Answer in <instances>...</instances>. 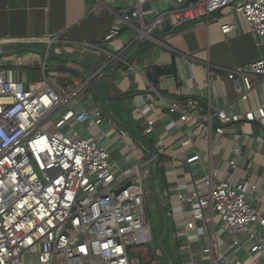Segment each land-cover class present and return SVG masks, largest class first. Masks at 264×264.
I'll list each match as a JSON object with an SVG mask.
<instances>
[{
    "label": "built area",
    "instance_id": "2783aa9c",
    "mask_svg": "<svg viewBox=\"0 0 264 264\" xmlns=\"http://www.w3.org/2000/svg\"><path fill=\"white\" fill-rule=\"evenodd\" d=\"M150 1L157 0H135V9L121 11L120 19L130 23ZM171 1V8L144 27L139 39L161 27L167 18L178 26L207 20L232 7L249 32L261 40L258 44L264 41V0ZM235 27L223 23L221 31L229 35ZM120 33L119 26L111 28L105 41ZM52 39L42 36L34 41L50 43ZM10 41L0 37V45ZM108 65L76 84L53 85L45 76L31 88L20 79L21 66L0 65V264H160L162 251L155 244L145 184L164 147L157 145L150 159L118 176L106 133L82 136L73 129L79 123L99 128L110 124L92 98L88 105L82 104L84 93ZM238 76L244 82L240 97L248 100L252 78L260 76L264 81V56L228 75L235 83ZM169 108L179 112L187 125L179 139L183 149L194 146V137L201 132L207 140L215 133L216 142L223 146L225 126L229 125L257 123L264 130V102L243 112L227 113L188 97L183 103L171 102ZM153 131V124L145 130L146 134ZM118 135L123 141L127 138L125 131ZM241 153L240 148L235 150L231 169L237 167ZM176 159L189 166L202 161L198 152ZM221 173L219 168L204 170L205 190L196 184L191 191L178 192L182 208L191 216L183 232L189 241L188 233L197 221L212 226L218 223L229 241L223 243L229 250L237 249L226 255L213 233L203 249L211 264H264V213L250 200L252 195L264 193V184L252 180L251 174L233 182L229 174L222 179ZM238 234L246 235L249 242L245 259L236 255L243 245ZM190 257L191 264H200Z\"/></svg>",
    "mask_w": 264,
    "mask_h": 264
},
{
    "label": "crops",
    "instance_id": "0c3cea01",
    "mask_svg": "<svg viewBox=\"0 0 264 264\" xmlns=\"http://www.w3.org/2000/svg\"><path fill=\"white\" fill-rule=\"evenodd\" d=\"M135 0H0V37L10 42L0 45V65L21 66L29 71L34 80L25 81L28 88L45 76L53 85L76 84L109 64L99 78L92 81L84 93L82 104L90 98L101 107L110 124L87 127L75 124L73 129L82 136L106 133L111 162L121 176L139 162L150 159L157 145L164 147L153 176L146 182L148 214L158 220L159 240L183 261L171 259L169 264H211L203 254L206 240L214 233L221 240L222 251L229 255L237 247L228 249L229 242L220 224L212 226L197 221L189 231L191 240L184 234L185 221L190 212L182 208L178 192L191 191L202 184L203 171L219 168L221 178L233 182L251 174L252 180L264 184V130L257 123L225 126L223 146L213 133L207 140L202 134L194 137V146L181 148L179 139L186 130L179 112H170L173 101L183 103L188 97H197L205 105L222 108L227 113L243 112L264 102V81L253 77L254 85L249 99L240 97L243 79L238 83L229 79L230 73L242 70L251 62L264 56V41L255 38L241 17L232 7L218 11L207 20L175 25L167 18L161 27L139 39L140 32L150 25L159 13L171 8V0L150 1L144 4L141 16L123 22L121 11L131 13ZM233 23L235 29L225 35L221 24ZM119 26L118 37L105 41L111 28ZM54 37L50 43L34 41V38ZM32 49L35 53L23 49ZM23 50L19 53H13ZM45 52V53H42ZM11 54V55H10ZM154 67H169L170 73L160 76L156 82L148 73ZM105 95H103L102 93ZM106 96V97H104ZM151 124L154 131L146 134ZM119 131L127 133L123 141ZM242 153L236 158L237 167L230 168L235 150ZM201 155V162L191 166L176 159ZM155 169V168H154ZM258 197L260 201L256 199ZM250 200L264 213V193L252 195ZM166 234L163 242L161 240ZM237 256L247 258L249 245L244 234ZM188 246L187 250H183ZM198 253L201 260H196Z\"/></svg>",
    "mask_w": 264,
    "mask_h": 264
},
{
    "label": "rangeland",
    "instance_id": "374dc122",
    "mask_svg": "<svg viewBox=\"0 0 264 264\" xmlns=\"http://www.w3.org/2000/svg\"><path fill=\"white\" fill-rule=\"evenodd\" d=\"M20 79L25 82V81H29V80H34L36 78H32V76L30 75L28 70L21 69ZM150 220H151L152 232H153V235H154V238H155L156 247L158 249H161V251H162V256L160 257V264H169V261L171 259H176L178 261L180 260V262H182L183 258L175 257L173 252L169 250V242H168V240H166L164 242V246L160 244V240H159L160 228L158 226V220L154 217V215H152L150 217ZM147 247H148V251H150V249L152 248L150 242L147 244ZM147 247L143 248V253L146 252V248ZM195 257H196V260H201V257H200V255L198 253H195ZM205 264H208L207 261H206Z\"/></svg>",
    "mask_w": 264,
    "mask_h": 264
},
{
    "label": "trees",
    "instance_id": "16d2710c",
    "mask_svg": "<svg viewBox=\"0 0 264 264\" xmlns=\"http://www.w3.org/2000/svg\"><path fill=\"white\" fill-rule=\"evenodd\" d=\"M172 71L169 67H154L149 71L148 77L151 81L156 82L160 76L166 75Z\"/></svg>",
    "mask_w": 264,
    "mask_h": 264
},
{
    "label": "water",
    "instance_id": "95a60500",
    "mask_svg": "<svg viewBox=\"0 0 264 264\" xmlns=\"http://www.w3.org/2000/svg\"><path fill=\"white\" fill-rule=\"evenodd\" d=\"M23 50H27V51H31V52H35V53H41V52H38V51H36V50H32V49H28V48L23 49ZM23 50H17L16 52H15V51H14V52H11V54H13V53H19V52H21V51H23ZM42 53H45V52H42ZM11 54H10V55H11ZM4 55H8V54H0V57H1V56H4ZM93 72H96V70H93ZM98 80H99L100 84L103 85L102 78L99 77ZM102 93H103V90H102ZM103 95H105V94L103 93ZM104 97H106V96H104ZM165 236H166V234L163 236V238H162V240H161V243L163 242Z\"/></svg>",
    "mask_w": 264,
    "mask_h": 264
}]
</instances>
